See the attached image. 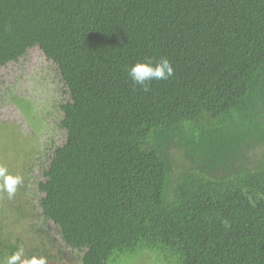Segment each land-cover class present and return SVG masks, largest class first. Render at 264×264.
Listing matches in <instances>:
<instances>
[{
  "label": "trees",
  "instance_id": "16d2710c",
  "mask_svg": "<svg viewBox=\"0 0 264 264\" xmlns=\"http://www.w3.org/2000/svg\"><path fill=\"white\" fill-rule=\"evenodd\" d=\"M34 46L66 136L32 194L1 195L36 223L3 227L0 261L264 264V0H0V65ZM146 58L174 72L145 92Z\"/></svg>",
  "mask_w": 264,
  "mask_h": 264
},
{
  "label": "rangeland",
  "instance_id": "374dc122",
  "mask_svg": "<svg viewBox=\"0 0 264 264\" xmlns=\"http://www.w3.org/2000/svg\"><path fill=\"white\" fill-rule=\"evenodd\" d=\"M62 92L54 65L37 46L29 48L18 60L0 65V126L7 135L0 130V164L15 169L14 174L18 175L20 171L16 165L20 161L16 155L20 152L25 158L28 149L30 156L25 162L26 170L20 175L27 187H31V194L36 190V182L43 179L41 173L48 163L46 155L54 146L61 144L66 136L59 127V103L66 98ZM22 142L26 150L22 148ZM14 215L16 211L13 207L5 204V208L0 211V233L7 225L3 234L6 233L8 239L16 234L30 237V222L35 225L36 221L25 218L18 220ZM68 256L64 252L60 259L64 264H75L72 259L68 261ZM48 262L56 264L51 259Z\"/></svg>",
  "mask_w": 264,
  "mask_h": 264
},
{
  "label": "clouds",
  "instance_id": "9594fccd",
  "mask_svg": "<svg viewBox=\"0 0 264 264\" xmlns=\"http://www.w3.org/2000/svg\"><path fill=\"white\" fill-rule=\"evenodd\" d=\"M127 71L134 84L140 85L146 92L151 81L167 80L173 75L174 69L167 58L158 61L146 58L131 65ZM22 184L21 175L11 174L6 166L0 164V195L6 194L8 199H13ZM0 264H49V262L44 256L25 257L24 249L18 248L6 260L0 261Z\"/></svg>",
  "mask_w": 264,
  "mask_h": 264
}]
</instances>
